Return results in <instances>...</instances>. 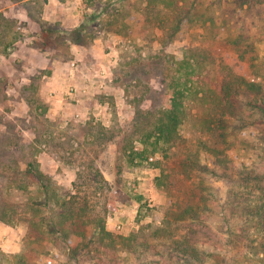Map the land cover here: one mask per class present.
<instances>
[{"label":"rangeland","instance_id":"1","mask_svg":"<svg viewBox=\"0 0 264 264\" xmlns=\"http://www.w3.org/2000/svg\"><path fill=\"white\" fill-rule=\"evenodd\" d=\"M9 1L0 0V264H176L171 241L189 228L204 264H264L254 245L227 241L249 224L231 202L264 196V96L235 98L245 127L226 113L214 128L198 108L169 149L155 134L173 90L190 100L233 76L264 81V0H52L59 14L80 5L83 21L68 29L41 19L48 0L21 2L17 16ZM188 48L199 63L179 67ZM196 204V223L176 220ZM71 210L89 244L78 253L54 224Z\"/></svg>","mask_w":264,"mask_h":264},{"label":"trees","instance_id":"2","mask_svg":"<svg viewBox=\"0 0 264 264\" xmlns=\"http://www.w3.org/2000/svg\"><path fill=\"white\" fill-rule=\"evenodd\" d=\"M242 4H249V0H242L240 7ZM239 38L240 36H238L237 41H239ZM187 52L189 54L185 53L184 58L176 60L179 67H193L194 64L196 65V63H199V58L202 52L197 50V48H188ZM255 76H257L256 72L248 75L247 78L242 74L240 76H233L232 78L225 80L219 92H213L212 96L210 94H201L199 96L198 92H195L190 100H186L184 92L176 90H173L172 93L170 92V94L165 96L164 104L162 108L159 109V116L157 117L155 124L156 139L158 141H162L165 145L163 150H167L174 145L175 141L179 137L177 128L182 121L194 122L197 119L198 113L196 110L198 108L208 110V114L215 118L217 126L214 124V128H225L226 122L224 115L226 113L236 116L238 125L245 127L247 125V121L245 120L243 113H237L235 98L237 96H242L244 98L255 100L259 96H264V81L257 80ZM260 109L261 117L264 118V107L262 106ZM259 122L264 124V120H260ZM202 123L206 122L202 121ZM220 134L222 137L226 135L224 133ZM228 149L229 148H226L225 150ZM222 155L224 154L222 153ZM214 159H217L216 163H219V165H223L224 167H226L228 161L231 162L232 160L228 157H223V159H219V157H217ZM194 164L197 165V161L191 159V163L188 166L193 167ZM241 171L242 170L240 169V172ZM27 172L34 175L39 181H41V183H45L43 184V187L48 191V184L46 182L47 176L42 174L37 169L35 163L29 162L27 164ZM262 190L264 191V188H262ZM258 200L259 201L250 203H243L240 199L238 201L235 200L231 202L229 206L230 212L233 214L239 209L238 211L242 212L246 216V222H249V224L244 226L241 230L237 229L234 233H229V235L232 234V237L227 241L233 246L240 245L242 243H245L246 245L249 244L250 246L254 245L256 252L264 253V196L259 197ZM204 210L205 206L201 207L200 204L186 206L185 209L182 210L181 214L176 215V220L182 219V217L185 216L188 219H191L192 222L196 223V221L200 218L199 211L203 212ZM67 214L68 215H66L65 220L61 219L59 222H55L54 224H57L59 231L63 233L64 237H67L68 246L72 252L78 253L80 250L88 248L89 244L85 241L81 227H79V225L77 226L72 221L73 210ZM65 223H69L70 227L64 228L63 225ZM250 231H255V237L253 236L251 238L248 235ZM196 235V230L189 228V231L186 234L181 235L179 238L173 239L172 236H169L170 239H173L171 241V245L173 247L172 251L176 252L179 256V261H176V264L205 263V257L208 254H206V248L201 249L195 245L194 239H196ZM153 261L154 260H150L148 262L153 264ZM17 264H30V260H18Z\"/></svg>","mask_w":264,"mask_h":264},{"label":"crops","instance_id":"3","mask_svg":"<svg viewBox=\"0 0 264 264\" xmlns=\"http://www.w3.org/2000/svg\"><path fill=\"white\" fill-rule=\"evenodd\" d=\"M26 1H28V0H10L9 1V3H10L9 4V9L11 11H13V15H15V16L18 15L17 7L20 5L21 2H26ZM52 3H53L52 0L51 1L48 0L47 3H43V7H44L43 11L44 12H42V14H41V19H43L45 21H47V20H49V21H51V20L52 21L53 20L54 21H58L59 24H60V27H62L63 29L76 27L81 21H83V18H82V15H81V11H80V5H78V3H76L77 6H76L75 3H74L75 5H71L68 8H66L67 7L66 6L65 9H63V12L61 14L57 13L54 10L55 6H52L54 4V3L53 4ZM88 9L90 10V8H88ZM23 19L26 21V23H27L26 26L28 27V22L27 21L31 20V16L30 15L28 16V14L25 13L24 14V18H21V16H20V20H23ZM23 38H24V40H29L28 36H26V37L23 36ZM18 41H20V40L18 39ZM11 42H12L13 45H15V46L17 45V43L14 44L13 41H11ZM11 42H10L9 47L11 46ZM0 45H3V44H1V42H0ZM5 45L6 44H4L3 47ZM72 45L75 46V43H72ZM27 47H28V45H27ZM27 81H29V79H27ZM26 83H28V82H26Z\"/></svg>","mask_w":264,"mask_h":264},{"label":"built area","instance_id":"4","mask_svg":"<svg viewBox=\"0 0 264 264\" xmlns=\"http://www.w3.org/2000/svg\"><path fill=\"white\" fill-rule=\"evenodd\" d=\"M73 65V63H72ZM79 117V114L78 113H75V118H78Z\"/></svg>","mask_w":264,"mask_h":264}]
</instances>
